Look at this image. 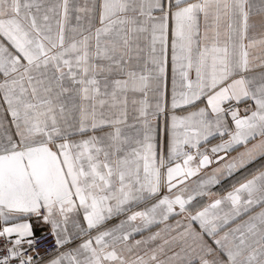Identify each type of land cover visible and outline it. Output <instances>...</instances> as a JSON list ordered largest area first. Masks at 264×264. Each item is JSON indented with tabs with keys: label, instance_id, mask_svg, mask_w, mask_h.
Wrapping results in <instances>:
<instances>
[{
	"label": "crops",
	"instance_id": "obj_1",
	"mask_svg": "<svg viewBox=\"0 0 264 264\" xmlns=\"http://www.w3.org/2000/svg\"><path fill=\"white\" fill-rule=\"evenodd\" d=\"M37 144L72 193L0 232L41 264H264V0H0V155Z\"/></svg>",
	"mask_w": 264,
	"mask_h": 264
},
{
	"label": "water",
	"instance_id": "obj_2",
	"mask_svg": "<svg viewBox=\"0 0 264 264\" xmlns=\"http://www.w3.org/2000/svg\"><path fill=\"white\" fill-rule=\"evenodd\" d=\"M211 164V156H203L201 168ZM159 176L170 192L192 174L185 169V162L176 160L166 163ZM71 193L60 158L46 145L37 144L0 155V207L18 213H34Z\"/></svg>",
	"mask_w": 264,
	"mask_h": 264
},
{
	"label": "built area",
	"instance_id": "obj_3",
	"mask_svg": "<svg viewBox=\"0 0 264 264\" xmlns=\"http://www.w3.org/2000/svg\"><path fill=\"white\" fill-rule=\"evenodd\" d=\"M251 109L250 101H229L223 106V110L230 114ZM186 154H192V150H187ZM63 249L53 230H47L30 240H24L20 236L8 237L4 232H0V264H41Z\"/></svg>",
	"mask_w": 264,
	"mask_h": 264
}]
</instances>
